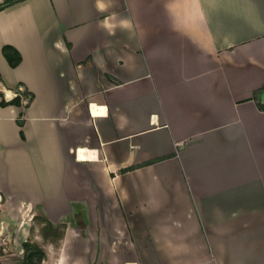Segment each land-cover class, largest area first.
Returning <instances> with one entry per match:
<instances>
[{
    "label": "crops",
    "instance_id": "1",
    "mask_svg": "<svg viewBox=\"0 0 264 264\" xmlns=\"http://www.w3.org/2000/svg\"><path fill=\"white\" fill-rule=\"evenodd\" d=\"M0 74L34 94L0 97V201L95 204L123 264H264V0H24Z\"/></svg>",
    "mask_w": 264,
    "mask_h": 264
},
{
    "label": "rangeland",
    "instance_id": "2",
    "mask_svg": "<svg viewBox=\"0 0 264 264\" xmlns=\"http://www.w3.org/2000/svg\"><path fill=\"white\" fill-rule=\"evenodd\" d=\"M85 194V191H84ZM7 198V197H6ZM2 195V201H9V207L5 209L7 217H2L7 226L8 236H0V257L21 253L19 246L21 240L31 238L44 246L46 258L43 264H123L120 260H128V244L125 243L124 237L110 235L108 217L102 211L104 220L97 222L90 221L91 208L92 214L98 215V207L90 206V204L76 197L67 194L65 201L59 203V206L43 207L26 206L24 200H15ZM77 204L73 208V204ZM110 211V208H108ZM2 210L0 209V212ZM46 217L54 224L60 226L62 238L54 243L44 242L40 234L41 221L35 219L37 217ZM112 233V232H111ZM102 246L101 255L98 257V239ZM109 238V239H108ZM118 240V245L114 243V239ZM103 242V243H102ZM114 248H117L116 250ZM19 253V252H18ZM105 255H104V254ZM116 256L117 261H116Z\"/></svg>",
    "mask_w": 264,
    "mask_h": 264
},
{
    "label": "trees",
    "instance_id": "3",
    "mask_svg": "<svg viewBox=\"0 0 264 264\" xmlns=\"http://www.w3.org/2000/svg\"><path fill=\"white\" fill-rule=\"evenodd\" d=\"M24 0H3L0 3V11L14 5L16 3H19ZM11 48L10 46H5L4 47V54L7 57L9 63L15 67L17 66L20 61H21V55L19 52L16 51L17 55H11L8 52V49ZM0 80H1V74H0ZM23 84L19 85V87L15 90L18 92V94L13 97L10 100H6L4 92L0 91V97H1V105L2 106H7V105H16V106H25L28 107L32 103L34 99V94L29 91L27 88H23ZM20 88H22L20 90ZM264 90V86L261 88L259 93ZM261 108L264 109V105L260 104ZM23 115L18 120V123L20 126H23L24 120H23ZM23 135V132H22ZM135 167H128L126 169H123L122 172H126L130 169H134ZM77 204H73V208H76ZM35 219H39L41 221V229H40V234L42 236V239L44 242H51L54 243L57 240L62 238V233L60 231V226L57 224H54L51 222L48 218L46 217H37ZM23 247V261L22 264H43V260L46 258V251L43 245H41L39 242L36 240H33L31 238H28L22 243Z\"/></svg>",
    "mask_w": 264,
    "mask_h": 264
},
{
    "label": "built area",
    "instance_id": "4",
    "mask_svg": "<svg viewBox=\"0 0 264 264\" xmlns=\"http://www.w3.org/2000/svg\"><path fill=\"white\" fill-rule=\"evenodd\" d=\"M0 89H2L1 86H0ZM21 89H22V88H20V90H21ZM17 94H18V92L15 91V90H14V91L12 90V91H8V92H7V91L4 92L5 98H7L8 100L12 99V98L15 97ZM7 99H6V100H7Z\"/></svg>",
    "mask_w": 264,
    "mask_h": 264
}]
</instances>
